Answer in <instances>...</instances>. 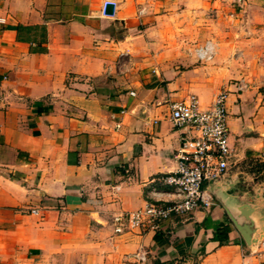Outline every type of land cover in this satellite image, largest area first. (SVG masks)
<instances>
[{
    "label": "crops",
    "instance_id": "0c3cea01",
    "mask_svg": "<svg viewBox=\"0 0 264 264\" xmlns=\"http://www.w3.org/2000/svg\"><path fill=\"white\" fill-rule=\"evenodd\" d=\"M103 1L0 0V264H264L232 224L227 244L212 238L226 217L215 199L141 233L113 224L176 169L169 102L209 106L233 88L229 71H246L249 88L227 100L228 173L261 175L247 163L264 161V25L220 33L237 38L214 65L179 66L162 56L188 54L153 24L223 0H109L113 16Z\"/></svg>",
    "mask_w": 264,
    "mask_h": 264
},
{
    "label": "built area",
    "instance_id": "2783aa9c",
    "mask_svg": "<svg viewBox=\"0 0 264 264\" xmlns=\"http://www.w3.org/2000/svg\"><path fill=\"white\" fill-rule=\"evenodd\" d=\"M109 3L113 8L107 13ZM114 9L112 1H103L102 15L113 16ZM207 54L198 56L203 58ZM209 55L207 58L211 57ZM231 85L232 89L218 90L207 107L201 106L195 94L169 102L168 118L178 132L179 140L174 153L176 169L159 178L167 187H152L147 192V200L142 208L113 216L115 233H141L146 227L156 229L161 221L172 216L184 217L197 209L208 210L217 206L212 195L203 190V185L208 180L219 178L232 167L227 100L230 93L247 90L249 82L239 78ZM30 212L38 214V209L32 208ZM258 251L264 252V238ZM138 258L144 259V253L138 254Z\"/></svg>",
    "mask_w": 264,
    "mask_h": 264
},
{
    "label": "rangeland",
    "instance_id": "374dc122",
    "mask_svg": "<svg viewBox=\"0 0 264 264\" xmlns=\"http://www.w3.org/2000/svg\"><path fill=\"white\" fill-rule=\"evenodd\" d=\"M222 2L221 5L211 7H195L198 10L192 12V14H195L196 17H193L190 21L184 20L180 23H175L169 20L153 24L155 31L161 32L166 37L162 41L165 46H174L180 49V52L188 54L185 59H190L178 62L179 59H183L184 57L171 54L162 56L164 63L174 62L179 66L186 64L188 66L197 65L203 68L208 65H214L220 59L218 54L221 52L217 50L230 47V41L235 42L234 39L237 38L236 35H220V33L243 31V34L246 35L250 32L251 27L256 30L264 25L258 21L251 24L250 21L255 17L260 18V20L264 18V0H223ZM185 9L183 6L180 8V12H183ZM230 36L233 39H230ZM220 37L223 38L221 39ZM209 43L213 44V50L210 53L211 57L207 58L209 55L207 54L206 57L200 58L197 54L198 49L205 47ZM258 56L254 61L259 62L261 59H264L263 55ZM228 73L233 74V77L229 76L230 82H225L227 85H230L239 78H246L247 72L243 70L237 72L229 71ZM223 87H225V84L220 85L219 88Z\"/></svg>",
    "mask_w": 264,
    "mask_h": 264
},
{
    "label": "water",
    "instance_id": "95a60500",
    "mask_svg": "<svg viewBox=\"0 0 264 264\" xmlns=\"http://www.w3.org/2000/svg\"><path fill=\"white\" fill-rule=\"evenodd\" d=\"M112 8L109 3L106 12ZM203 190L219 203L247 249L255 252L264 238V179L236 169L206 181Z\"/></svg>",
    "mask_w": 264,
    "mask_h": 264
},
{
    "label": "trees",
    "instance_id": "16d2710c",
    "mask_svg": "<svg viewBox=\"0 0 264 264\" xmlns=\"http://www.w3.org/2000/svg\"><path fill=\"white\" fill-rule=\"evenodd\" d=\"M248 171L253 173H261L259 176L260 179H264V161H253L249 160L247 163ZM231 224L230 220L225 217V222L219 224V226L215 229L213 233V239L217 240L220 245L227 244L228 239V232H229V225ZM158 232L155 234V240L157 238Z\"/></svg>",
    "mask_w": 264,
    "mask_h": 264
},
{
    "label": "bare ground",
    "instance_id": "6f19581e",
    "mask_svg": "<svg viewBox=\"0 0 264 264\" xmlns=\"http://www.w3.org/2000/svg\"><path fill=\"white\" fill-rule=\"evenodd\" d=\"M212 50H213V44L212 43H209L205 47H202L200 50H198V55L202 56L205 53L210 54V53H212Z\"/></svg>",
    "mask_w": 264,
    "mask_h": 264
}]
</instances>
